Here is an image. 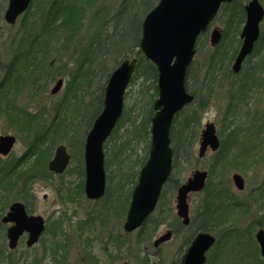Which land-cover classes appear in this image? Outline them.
<instances>
[{"label":"trees","instance_id":"16d2710c","mask_svg":"<svg viewBox=\"0 0 264 264\" xmlns=\"http://www.w3.org/2000/svg\"><path fill=\"white\" fill-rule=\"evenodd\" d=\"M109 1L32 0L23 16L24 35L13 44L10 59L5 61L0 53V117H5L8 126L14 129L19 140L26 145L20 156H0V264L43 262L38 257L26 260L24 253L28 249L19 253V248H8L6 227L1 218L15 200L26 202L31 211L35 200L34 183L38 179L56 177L48 169V163L58 144L65 143L71 149L72 160L80 164L76 168L79 182L75 189L72 191L62 183L57 190L59 193L65 192L62 195L63 201H75L79 196H84L85 138L103 109L104 90L112 67L102 75L98 69L105 67L110 53L117 55L116 65L125 58L138 57L130 84L139 77L151 80L154 84L155 92L149 102L148 115L140 126H135L139 138L151 137L153 104L158 96V71L154 63L145 57L140 48V40L144 16L158 0H119L113 11L110 10ZM247 1L234 0L221 6L219 13L225 17L226 26L222 40L207 64L203 78V83L208 84L206 92L201 89L199 91L195 86V61L189 67L187 89L195 95V100L179 111L173 120L171 139L174 170L179 162L194 157V147L200 138L202 114L209 105L213 84L217 81L216 74L235 58L238 48L233 47L234 41L241 44L238 34L245 20L244 5ZM87 24L92 28L90 32L89 28L86 29ZM229 35L232 37H229V43L226 44ZM73 44L77 46L73 48ZM71 49L76 50L77 54L74 66L69 68L67 65V70L66 65L57 68V56L61 57ZM255 56H258L257 60L252 63ZM246 60L248 66L242 68L243 75L238 80L233 79L226 91L224 125L218 131L221 145L213 152V159L209 162V178L203 189L205 195L198 207L193 209L188 225L193 231L186 236L180 249L182 252L184 247H188L199 231L214 233L220 230L215 244L207 253L205 264H264L255 238L256 228H264V177L259 186L248 193V198L237 197L229 188L232 179L225 178L229 169L247 172L264 162V110L257 106L260 95L264 94L263 24L255 48ZM99 63L102 64L97 67ZM228 75H236L230 67ZM63 76L68 77L65 93L52 106L55 110L52 114L45 106L31 110L28 104L21 103L22 95H26L28 103L36 102L40 95L47 92L52 81ZM129 120L130 109L125 107L110 137L116 162L117 156L131 144V138L122 137V129ZM105 147H108L107 144ZM149 147L148 141L141 167L148 158ZM109 167L110 161L106 160V171ZM139 172H121L116 183H113V174H107V191L101 204L118 216L126 214L132 194V189L127 188V185L131 181L136 185ZM65 173L58 176L63 179ZM181 183L172 173L164 186L156 211L139 231H154L167 222L171 214L169 210L172 211L171 205L167 204L172 198L167 195L168 186L171 184L172 189L176 190ZM123 195L126 197V207L121 210L116 201ZM254 207L263 212L257 219H253L252 212H256ZM248 219L250 223L245 225ZM47 220L50 221L49 218ZM64 222L63 216L52 219L44 233L53 237L51 246L45 247V253L48 252L49 257L58 262H61L59 257L65 258L68 248L69 237ZM44 235L40 239L43 244L46 240ZM181 252L172 264H181Z\"/></svg>","mask_w":264,"mask_h":264},{"label":"water","instance_id":"95a60500","mask_svg":"<svg viewBox=\"0 0 264 264\" xmlns=\"http://www.w3.org/2000/svg\"><path fill=\"white\" fill-rule=\"evenodd\" d=\"M31 1L8 0L5 21L15 24L19 16L29 8ZM233 1L159 0L144 16L140 48L145 57L157 67L158 97L153 104L149 155L132 191L124 223L126 232L140 228L157 208L164 184L173 172L174 155L171 139L173 120L179 111L193 103L195 99V95L187 89V73L197 54L198 39L209 30L221 6ZM244 10L245 22L240 32L242 43L232 64L235 73L242 69L245 59L253 52L264 20V5L261 0H249L244 5ZM222 35L223 29L220 26L212 28L210 32L212 47L220 43ZM137 64L138 57L125 58L111 72L104 90L103 109L86 135L84 193L88 199L97 201L106 194L104 144L124 112L126 91ZM63 84L64 79L59 78L51 93H58ZM16 141L17 137L14 134L1 135L0 154L8 155ZM220 145L221 140L215 122H207L200 136L199 157H204L210 150H218ZM71 158L67 146L61 143L56 147L48 168L56 174H62L68 168ZM208 175V170L196 169L178 188L177 214L186 225L191 221L189 196L204 188ZM232 180L239 190L245 188L246 180L240 172H235ZM2 221L12 223L7 230L11 249L17 247L21 235L25 232L28 233L27 245L33 246L46 229L45 218L39 214L30 215L22 201L13 202ZM171 237L172 231L168 230L155 239L154 246L158 247ZM255 237L264 257V228H259ZM215 242L216 237L211 232L199 231L184 254L182 264H205L207 253Z\"/></svg>","mask_w":264,"mask_h":264},{"label":"rangeland","instance_id":"374dc122","mask_svg":"<svg viewBox=\"0 0 264 264\" xmlns=\"http://www.w3.org/2000/svg\"><path fill=\"white\" fill-rule=\"evenodd\" d=\"M117 1L119 0L109 1L110 10L113 11L115 9L118 3ZM261 2L264 4V0H261ZM7 6L8 0H0V53L5 61L10 59L13 44L24 35L22 24L24 13L19 16L15 24H9L5 21L4 17ZM262 24L264 25V21ZM243 25L244 23L242 24V27ZM214 26H220L223 28V31L225 30V17L220 15V13L211 24L209 31L200 37L202 40L200 41L199 39L197 45L198 50L195 56L193 73L197 81L195 86L199 88V91L201 89L202 92H206L205 87L208 85L203 83L207 64L210 56L215 53V47H212L210 44V32ZM87 28H89V32L92 29H90L89 24H87L86 29ZM230 36L231 35L227 37L226 44L229 43ZM238 38H240V32L238 34ZM75 46L77 45L73 44V48ZM233 47H237L239 49V42L234 41ZM71 52L74 54L72 55ZM57 57H59V59L55 61V66L59 68L63 66L65 67L66 65L65 69L67 70V65L69 68L72 65L74 66L77 59L76 50L71 49L61 57ZM257 57L258 56H255L252 59V63L257 60ZM116 61L117 55L110 53L107 56L105 67H99L102 63L97 65V67H99L98 72L101 73L100 75H102L104 71H107V69L110 70L111 67L112 69L110 71L112 72L118 66L116 65ZM233 61L234 59H231V61L226 64L224 69L220 70L218 73L216 72L217 81L213 84L214 90L212 89L209 105L202 114L201 130L208 121L215 122L218 131L224 125L223 117L226 109L225 106L227 105L226 91L229 88L231 81L233 79L238 80L243 75L244 67L248 66L246 60L243 65V69L240 72L235 73L236 75L232 77L228 74L229 67L232 68ZM62 78L64 79V84L58 93H51V89L58 80V78H56L50 83L47 92L40 95L36 102L28 103L26 95H22L20 98L21 103L28 104L31 110H37L45 106L49 108L50 113L52 114L55 111L52 106L56 104L65 93L68 77L63 76ZM127 92L128 95L125 99V107H129L130 109L131 120L126 122L124 125L122 129V133L124 132V135H122V137L131 138V144L129 148L126 149L120 156H117V162L122 160L120 164L116 162L113 142H110L111 138L105 142V145L107 144L108 146L105 147L106 160L110 161V167L107 170V174H113V183H116L120 179L121 172L133 174L136 171L141 170V160L145 156L148 149V141H151V137L139 138L135 129L141 125L145 117L148 115V110L150 108L149 102L155 92L154 84L151 80L139 77L133 84L129 85ZM257 106L264 110V94L260 95ZM242 113H244V111H242ZM2 133H16L14 129L8 126L4 116L0 117V134ZM25 149V143L20 141L18 138L14 151L11 154L20 156L24 153ZM69 151L71 152L70 148ZM198 153L199 140L194 147V157L187 161L183 160L182 162H179L177 168L173 170L175 178L183 182L190 175H192L193 171L196 169L208 170L209 162L213 159L212 153H208L203 158L199 157ZM79 164L80 163L71 160L69 169L63 176V179L58 175H56L55 178L48 180L38 179L34 183L33 188V192L36 195V201L31 207L32 212L41 214L47 219L49 218V224L52 219L61 216L64 217L65 222L63 225L67 229V237H69V240L67 239L68 248L65 258L59 257L61 262H58L51 259L48 252L45 253V247H50L53 241L52 235H48L46 233L44 235L46 238L44 244L43 241H39L32 248H28L26 246L25 238L21 239L18 247L20 250L19 253L27 249L29 250L24 253V257L27 258L26 260L38 257V259H43L42 264H144L145 262L148 264H172L173 261L179 258V254L181 252L180 249H182L181 246L186 236L192 233L193 228H190L186 224L184 225L182 218L177 216V189L173 190L171 184L168 186L167 195H171L170 197L172 198L167 201V204L171 205L172 211L169 210V213L171 214L168 216L165 224H162L154 231H139V229H137L133 232H126L123 228L126 214L120 216L116 215L114 212L101 204L102 200L98 202L92 201L84 194V196H79L78 199H75V201H63L62 195H65V192L59 193L57 188L63 183L65 186L70 187L72 191L75 189L79 182V176L76 170ZM71 168L73 169L70 170ZM235 172H240L244 176L246 180V188L244 190L237 189L233 181L229 188L237 195V197L248 198V193L258 187L264 177V162L247 172L236 168L229 169L226 172L225 178L232 179V175ZM134 186V183L131 181L128 183L127 188H131L133 190ZM44 194H47L48 197L44 198ZM204 195V191L196 192L190 195L189 204L191 207V216L193 214V209L198 207V204L203 199ZM125 201L126 197H124V195L117 198L116 202L119 204L121 210L126 207ZM257 209L254 207L256 212H252L253 219H257L258 215L263 214L261 210ZM248 223H250L249 219L245 221V225ZM257 229L258 228H256V230ZM168 230L172 231L171 239L167 242L161 243L159 247H155L154 240ZM213 234L219 235L220 230L215 231ZM186 249L187 247H184L182 250L181 257L185 253Z\"/></svg>","mask_w":264,"mask_h":264},{"label":"flooded vegetation","instance_id":"af4514ba","mask_svg":"<svg viewBox=\"0 0 264 264\" xmlns=\"http://www.w3.org/2000/svg\"><path fill=\"white\" fill-rule=\"evenodd\" d=\"M5 133H2V134H0V136L1 135H4ZM10 155V154H9ZM9 155L8 156H2L1 154H0V156L1 157H3V158H7V157H9ZM34 193V192H33ZM43 197L44 198H47L48 196H45V194L43 195ZM34 198H35V200H34V202L36 201V195H35V193H34ZM15 201H17V200H15ZM15 201H12L11 202V204H10V206L12 205V203L13 202H15ZM97 202V201H96ZM23 203L25 204V206H26V209L28 210L29 208H28V206H27V204H26V202H24L23 201ZM34 204V203H33ZM33 204H32V206H33ZM10 206H9V208H8V210L6 211V213H8V211L10 210ZM128 211V210H127ZM28 212H29V214H33L34 212H32V211H30V210H28ZM5 213V214H6ZM4 214V215H5ZM3 215V216H4ZM126 215H127V213H126ZM126 220V219H125ZM125 223V222H124ZM4 225H5V227H6V240H7V230H8V228L11 226V224L10 223H4ZM123 227H124V225H123ZM133 232V231H132ZM213 235H215V234H213ZM215 237H216V240H217V236L215 235ZM22 238H25L26 240H27V238H28V233H24L22 236H21V238H20V241H21V239ZM194 239V238H193ZM185 254V253H184ZM184 254L182 255V257L181 258H183V256H184ZM181 262H182V259H181ZM182 264V263H181Z\"/></svg>","mask_w":264,"mask_h":264},{"label":"bare ground","instance_id":"6f19581e","mask_svg":"<svg viewBox=\"0 0 264 264\" xmlns=\"http://www.w3.org/2000/svg\"><path fill=\"white\" fill-rule=\"evenodd\" d=\"M114 131V130H113ZM85 194V193H84Z\"/></svg>","mask_w":264,"mask_h":264}]
</instances>
